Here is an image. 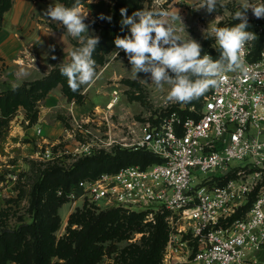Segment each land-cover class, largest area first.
Returning <instances> with one entry per match:
<instances>
[{
    "label": "rangeland",
    "instance_id": "obj_1",
    "mask_svg": "<svg viewBox=\"0 0 264 264\" xmlns=\"http://www.w3.org/2000/svg\"><path fill=\"white\" fill-rule=\"evenodd\" d=\"M201 2L202 0L80 2L82 10L88 13L84 21L89 26L88 34L99 39L103 37V41L96 46L93 58L96 61L97 75L93 83L80 86L82 103L75 99L69 100L59 83L35 104L34 110L38 118L34 124L26 123L29 120L28 113L23 106L12 116L10 125L0 137V234L4 230H17L20 225L33 221L31 201L35 184L43 178L46 170L60 167L69 171L77 161L85 158L73 151L77 144L92 142L94 139L101 143L111 135L117 141L124 140L128 146L117 144L109 151L101 149L99 152L133 150L145 128L154 123L163 112L176 108L192 112L193 109L202 107L211 87L190 104L169 101L167 96L171 86L165 84L158 89L151 84L150 74L143 72L134 78L127 55L114 44L117 36L130 35L129 28L122 24L124 17L121 9H126L128 16L138 10L178 12L180 19L173 21L168 17L177 34L184 40L193 39L198 42L202 48V56L208 54L213 59H218L220 49L215 43L212 29L240 23L233 17L237 10H243L241 5L264 3V0H218L216 11L212 13H208L206 8L195 9ZM55 3L64 4L60 0H13L12 8L5 14L1 31L12 36L13 43H17L18 48L8 50L13 52L12 55L5 52L0 57V93L24 82L47 77L52 70L60 68L62 63H69L71 51L82 46V41L71 37L62 24L50 21V18L43 15ZM101 14L105 19L100 18ZM246 15L248 25H254L251 24L253 29L250 30L259 35L264 34V18L257 19L251 9L247 10ZM107 17H111V20ZM88 34L83 35L86 38ZM115 52L119 55L116 56ZM110 102H115L111 108ZM37 128L42 129L43 135L52 144L56 143L52 148L54 159L48 161L34 158ZM90 172L91 170L87 171L88 174ZM58 189L55 190L56 194ZM51 191L52 189H48L44 192V200ZM110 210L113 209L101 210L88 205L78 207V204L64 202L58 210L60 224L53 232L56 244L68 240L74 232L83 229L84 224L79 222L80 216L87 213L98 215ZM119 211L126 216L138 213ZM147 216L146 213L140 226L127 231L124 238L105 242L106 252L109 245L115 246L117 251L111 255L106 253L99 264L129 263L131 258L124 250L144 246L155 229L159 214ZM163 217L169 238V224L166 215ZM166 245L167 243L159 264L163 262ZM59 261L63 262L58 257L52 259V263Z\"/></svg>",
    "mask_w": 264,
    "mask_h": 264
},
{
    "label": "built area",
    "instance_id": "obj_2",
    "mask_svg": "<svg viewBox=\"0 0 264 264\" xmlns=\"http://www.w3.org/2000/svg\"><path fill=\"white\" fill-rule=\"evenodd\" d=\"M255 34L240 54L244 70L226 71L200 109L145 128L133 150L160 162L83 178L57 195L78 207L166 215L162 264H264V42L256 53ZM36 135L34 158L54 159L56 143L41 128ZM117 144L128 146L109 135L73 151L87 157Z\"/></svg>",
    "mask_w": 264,
    "mask_h": 264
},
{
    "label": "trees",
    "instance_id": "obj_3",
    "mask_svg": "<svg viewBox=\"0 0 264 264\" xmlns=\"http://www.w3.org/2000/svg\"><path fill=\"white\" fill-rule=\"evenodd\" d=\"M65 6H73L77 0H60ZM84 0H79V2ZM13 0H0V31L3 28L5 14L12 8ZM252 24V23H251ZM249 25V31L254 26ZM251 29V30H250ZM103 37H100L101 43ZM264 42V34L256 40L255 52L258 53ZM98 43V44H99ZM97 44V45H98ZM93 53V58H94ZM60 68L42 79L27 81L22 85L11 87L0 93V137L10 125L12 116L23 106L27 110V118L34 124L38 118L34 110L35 104L43 99L49 91L62 84L63 92L69 100L82 103L83 95L78 91L73 92L67 83V78L60 74ZM189 104L191 102H188ZM177 111L182 117L192 115L188 109H171ZM171 111L163 112V117ZM155 120L154 122H157ZM160 162V159L145 150L121 149L115 153L99 152L77 161L73 168L64 171L60 167L46 170L34 186L31 201L33 221L20 225L17 230H4L0 234V264H99L103 256L117 251L116 247L109 245L107 252L104 243L117 241L126 236L127 231L138 228L146 216V213H132L129 216L113 209L98 215L87 213L80 216L79 222L84 227L66 241L55 242L53 232L60 224L58 210L65 200L56 194L60 187L69 188L83 178H95L105 172H116L127 166L147 167L149 164ZM91 170L88 174L87 171ZM52 189L48 198L44 200V192ZM247 205L238 217L245 214ZM164 214L157 216V223L150 238L143 247L133 246L124 251L131 258L127 264H159L162 258V250L168 241ZM134 228V229H133ZM58 257L63 262L52 263V259Z\"/></svg>",
    "mask_w": 264,
    "mask_h": 264
},
{
    "label": "clouds",
    "instance_id": "obj_4",
    "mask_svg": "<svg viewBox=\"0 0 264 264\" xmlns=\"http://www.w3.org/2000/svg\"><path fill=\"white\" fill-rule=\"evenodd\" d=\"M217 3L218 0H202L195 9L206 8L212 13L216 11ZM241 7L243 10H237L233 17L240 23L212 29L220 49L218 59L208 54L202 56L198 42L184 40L177 34L168 17L173 21L180 19L178 12L138 10L128 16L127 10L121 9L122 24L129 28L130 35L117 36L114 44L127 55L134 78L141 72L150 74L151 84L158 89L165 84L171 86L167 96L169 101L191 102L217 85L226 71L244 70L240 54L246 43L256 38V34L248 30L246 12L251 9L257 19L264 18V3H245ZM43 15L50 21L59 22L71 37L82 41L81 47L71 51L70 62L62 63L59 69L67 78L68 87L75 92L81 85L93 83L97 75L93 53L99 37L88 34L89 26L84 22L88 13L82 10L79 0L71 7L61 3L50 5ZM100 18L105 19L103 14ZM107 19L110 21L111 17ZM83 34L88 35L85 38ZM115 55L119 53L115 52Z\"/></svg>",
    "mask_w": 264,
    "mask_h": 264
},
{
    "label": "crops",
    "instance_id": "obj_5",
    "mask_svg": "<svg viewBox=\"0 0 264 264\" xmlns=\"http://www.w3.org/2000/svg\"><path fill=\"white\" fill-rule=\"evenodd\" d=\"M12 36H9L6 32H0V57L3 53L8 52L9 49H16L18 48L17 43H13ZM15 44V47H13ZM15 52V51H14ZM10 55L13 54V52H8ZM7 90V89H6Z\"/></svg>",
    "mask_w": 264,
    "mask_h": 264
},
{
    "label": "bare ground",
    "instance_id": "obj_6",
    "mask_svg": "<svg viewBox=\"0 0 264 264\" xmlns=\"http://www.w3.org/2000/svg\"><path fill=\"white\" fill-rule=\"evenodd\" d=\"M110 103H111V102H110ZM114 103H115V102H112V103L110 104L109 107H110V108L113 107V106H114Z\"/></svg>",
    "mask_w": 264,
    "mask_h": 264
}]
</instances>
